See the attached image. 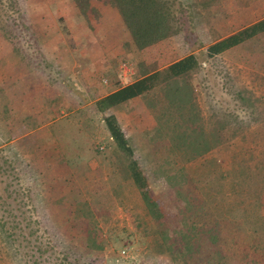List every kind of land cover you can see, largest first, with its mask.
I'll use <instances>...</instances> for the list:
<instances>
[{
    "label": "rangeland",
    "instance_id": "1",
    "mask_svg": "<svg viewBox=\"0 0 264 264\" xmlns=\"http://www.w3.org/2000/svg\"><path fill=\"white\" fill-rule=\"evenodd\" d=\"M15 1L24 26L11 24L9 20H16L17 15L9 9L8 0L0 1V11L14 34L10 41L0 34V187L8 196L22 199L20 210L31 217L29 226L35 230L36 242L46 250L43 257L66 256L75 264H244L221 225L218 238L207 234L210 226L218 227L214 220L207 221L204 233L195 231L192 239L177 229L184 226L179 224L182 212L196 211L192 207L195 189L188 178L201 173L202 162L212 159L221 161L223 168L230 167L231 154L249 148L248 140L257 126L246 132V141L232 140L195 161L184 162L153 120L152 127L141 130L134 126L128 110L115 109L125 126L132 157L142 167L150 196L162 211L164 220L157 221L145 207L100 112L96 109L92 118L78 119L62 107V96L67 93L62 78L67 75L52 63V48L71 43L74 48H86L89 35L106 30L109 18L102 19L92 5L86 16L78 17L68 0ZM169 1L185 31L153 46L146 56L160 57L159 67L195 53L203 64L197 77L204 79L194 82L203 114L208 113L203 103L205 86L213 93L214 103L243 116L222 86L238 79L257 95H264V70L255 61L262 57L260 49L236 47L213 58L206 57L205 49L212 41L263 17L264 0ZM92 2L107 5L102 0ZM58 17L66 21L61 23ZM259 44L264 45V37ZM124 48V58L119 56L115 67L126 63L139 69L141 56ZM98 77L99 82H107L106 76ZM71 94L64 95L71 100ZM83 122L85 133L78 134L76 129ZM90 148L97 155L95 169L85 163ZM259 153L251 148L235 158L243 157L254 165ZM222 193L230 194L231 202L240 200L237 190L232 193L228 186ZM6 218L12 221L10 215ZM22 259L0 234V264H26Z\"/></svg>",
    "mask_w": 264,
    "mask_h": 264
},
{
    "label": "trees",
    "instance_id": "2",
    "mask_svg": "<svg viewBox=\"0 0 264 264\" xmlns=\"http://www.w3.org/2000/svg\"><path fill=\"white\" fill-rule=\"evenodd\" d=\"M90 1L68 0V3L74 14L81 17L86 16L90 9ZM102 1L117 10L124 29L139 50L185 31L180 21L181 16L174 13L169 0ZM7 4L18 19L9 20L11 24L16 27L19 22L24 26L16 1L8 0ZM182 12L181 8V14ZM58 20L61 23L66 21L63 17H58ZM12 31L13 28L8 24L1 10L0 34L5 41H10L14 35ZM262 37H264V16L212 41L206 47L205 55L213 58L236 47L258 48L262 57L259 60L255 58V61L264 70V45L259 44ZM202 66L196 54L190 53L180 59L175 58L167 66L152 72L143 73L142 70L140 77L98 99L95 106L102 115L110 137L125 158L145 207L150 216L157 221L164 220L162 211L150 196L147 177L137 160L133 159L132 146L116 116L111 112L114 106L140 96L144 98V103L158 127L169 139L175 154L184 162L195 161L232 140L246 141V132L256 125L257 132L248 140L249 148L233 154L234 156L231 154L230 167L223 168L224 164H221V161L212 159L202 162L201 173L194 177H186L195 189L193 191L196 196L192 199V207L196 211L182 212L183 217L180 218L179 224L184 226L177 230L192 239L196 232L199 231V235L204 233L209 219L214 220L213 225L218 227L210 226L207 234L210 232L211 237L218 238L221 225L227 231L232 246L239 251L244 264H264V131L262 130L264 95H257L238 79L224 83L222 88L243 110L244 115L241 116L214 103L213 98L210 97L213 93L203 86L205 94L203 103L208 111L205 115L194 83L196 78L201 82L204 79L197 77ZM250 143H253L254 147L250 146ZM251 148L260 152V158L255 160L254 165H250V160L243 157L235 158L239 153L248 154ZM203 179H206L205 183ZM224 186H228L232 193L237 190L240 200L231 202L230 194L222 193ZM220 192L221 194H218ZM21 204L22 199L8 196L0 187V213L2 216L4 214V218L0 215V234L4 241L10 244V248L15 252L18 251L26 264H75L66 256L43 257V251L46 250H43L40 242H36L35 230L29 226L31 217L23 214L20 210ZM198 211L204 220L198 217ZM204 212L206 215H203ZM7 215H10L12 221L7 220ZM22 222L24 225L20 226Z\"/></svg>",
    "mask_w": 264,
    "mask_h": 264
},
{
    "label": "crops",
    "instance_id": "3",
    "mask_svg": "<svg viewBox=\"0 0 264 264\" xmlns=\"http://www.w3.org/2000/svg\"><path fill=\"white\" fill-rule=\"evenodd\" d=\"M91 5L94 6L95 11L102 16V19L109 18L107 29L105 30L104 27L102 31H98V34L95 33V36L94 34H90V38L86 39V48H74L75 45L73 44L72 46L66 45L60 49L52 48L53 55L51 56L52 63L56 65L59 72L63 71L67 75V77L62 78L65 82L62 86L67 90V93L65 92L64 94L70 95V93H72L71 100L63 94L62 107L65 105V107H63L64 111L71 110V112L76 115L75 118L77 117L78 119L92 118L94 112H97L95 102L98 99L115 91L118 87L130 83L135 77H140L142 70H144L143 73H149L156 69L163 68L172 62L170 61L164 65L156 67V64L160 63V57L150 58L146 55L152 52V49L154 48L153 46L160 44L163 40L139 50L135 47L128 32L124 29L120 16L114 7L109 4L103 5L93 2ZM104 34L108 35V37L106 36V39H102V35ZM107 39H112L113 41H107ZM124 47H128L132 52H136L141 56L137 60L139 61L138 65H140L139 69L137 65L134 64L128 65L129 69L127 72L122 70L120 65L119 67H115V63L120 62L119 56L124 58ZM98 76H106L107 82H99ZM102 79H104V77H102ZM76 102V106L70 105L71 103L74 104ZM80 104L82 105L80 106ZM133 107L138 108L133 110ZM115 109L116 111H120L121 109L123 111L128 110V116L133 119L134 126L137 125L138 128H142L141 130L152 127V120L154 121V125H157L141 96L116 105L111 109V112L116 116L125 135V126L123 127L121 119L119 118V113L115 112ZM64 111L61 110V112ZM142 118L152 119L149 120V123L146 121L145 124L141 122ZM82 124L76 129L78 134L85 133V129L83 130V128H86L87 124L86 122H83ZM87 151L88 153L85 158V163L87 162L88 165L95 169L96 167L93 161L97 158L96 151L92 148Z\"/></svg>",
    "mask_w": 264,
    "mask_h": 264
},
{
    "label": "built area",
    "instance_id": "4",
    "mask_svg": "<svg viewBox=\"0 0 264 264\" xmlns=\"http://www.w3.org/2000/svg\"><path fill=\"white\" fill-rule=\"evenodd\" d=\"M120 67H121V69L124 70L125 72H127L128 69H129V67H128V65H127L126 63H122V64L120 65Z\"/></svg>",
    "mask_w": 264,
    "mask_h": 264
}]
</instances>
